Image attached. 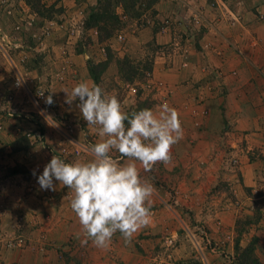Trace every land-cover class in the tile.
I'll list each match as a JSON object with an SVG mask.
<instances>
[{
    "label": "crops",
    "instance_id": "crops-1",
    "mask_svg": "<svg viewBox=\"0 0 264 264\" xmlns=\"http://www.w3.org/2000/svg\"><path fill=\"white\" fill-rule=\"evenodd\" d=\"M9 1L0 0V30L10 36L14 20L2 10ZM59 2L64 13L51 17L35 9V26L15 33L13 58L54 103L44 100L40 109L20 90L13 102L0 100V264H234L236 244L245 248L254 238L264 264V21L253 14L245 21L220 2L159 0L120 32L122 39L100 41L94 27L76 45L71 7L89 12L99 0ZM105 45L112 57L97 84L89 61H106ZM149 53L152 70L125 80L119 60L140 61ZM81 81L117 97L129 115L142 101L153 111L167 103L179 113L183 138L172 146L170 162L150 172L136 162L155 191L150 222L130 243L117 232L107 248L82 244L71 190L55 179V191L38 183L54 155L70 163L93 159L96 127L82 118L78 99L65 103L63 89ZM13 87L10 62L0 53V95ZM232 150L240 158L236 173L226 165ZM111 155L128 162L115 150ZM205 232L230 255L203 245ZM17 235L26 244L7 248L3 241Z\"/></svg>",
    "mask_w": 264,
    "mask_h": 264
},
{
    "label": "clouds",
    "instance_id": "clouds-1",
    "mask_svg": "<svg viewBox=\"0 0 264 264\" xmlns=\"http://www.w3.org/2000/svg\"><path fill=\"white\" fill-rule=\"evenodd\" d=\"M63 90L65 103L79 100L76 106L88 127H96L99 140L89 149L90 161L69 163L54 155L38 177L40 188L55 191V179L71 190L70 206L85 237L82 244L91 240L96 247L107 248L117 232L130 243L150 222L155 191L154 185L141 177L136 162L145 172L158 162H170L172 146L183 138L179 113L164 103L157 111L144 108L129 115L117 97L87 81ZM45 103H54L51 94ZM49 117L45 116L48 123ZM114 150L128 162L114 160Z\"/></svg>",
    "mask_w": 264,
    "mask_h": 264
},
{
    "label": "rangeland",
    "instance_id": "rangeland-1",
    "mask_svg": "<svg viewBox=\"0 0 264 264\" xmlns=\"http://www.w3.org/2000/svg\"><path fill=\"white\" fill-rule=\"evenodd\" d=\"M105 1H107V0H102L101 2H105ZM155 1L156 0H111L112 8L109 12L106 13V15H108L109 17L113 16V18H112L113 20L115 19L114 15H116L118 17V23L116 24L118 26V28L115 29L113 36L116 35L118 37V39H120L119 38V36L121 35L120 32L122 30H124L129 24H131L137 17H139L142 14V12H144V11L146 12L149 10L150 7H153V5H155L159 0H157L156 2ZM207 1L212 5V7H218L219 5L216 2H220L221 6H224V7L229 6V8H231L232 10L237 11L240 14H245L246 15L245 19H244L245 21L250 20L247 17V14H250V16H252V14H253V17L255 19H258L260 21H264V0H226L224 3L221 2L220 0L219 1L218 0H207ZM10 2H12V4L14 3L13 6L15 7V9L17 8L16 13L13 12L11 14H8L7 11H8L9 5H7L6 3H5V5H3L2 10H4L8 15H10L12 17V19L14 20L13 30H15V32L12 31V34H10L12 44H15L14 39L16 36L15 33L17 31H21V30L35 26V20H36L35 19V9H40L42 7L40 10H42L43 14L51 16V17L56 16L55 14L64 13V11H65L64 6L59 4L60 3L59 0H10ZM74 3H76V2H74ZM99 6H100V4H98L97 6H93L92 8H90L89 12H82L79 5L71 7V22H73V23L76 22L75 23L76 25L72 29L73 34H71V37H72L71 41L73 43H75L76 45L80 42V38H81L82 34H84L86 29L89 30V29L94 28V27H87L86 25L89 21L88 19L90 18V14L92 12H96V11L100 10L98 8ZM24 7L28 10V12L24 13V14L23 13L20 14L19 10H22V8H24ZM104 8L102 7V11H100V12L103 13L105 11ZM201 8H203V7H201ZM230 20L234 24L235 23L234 21H237V18L231 17ZM28 21H31L32 23L29 24ZM114 21H116V20H114ZM237 23L239 24V21H237ZM78 25L81 26L80 29H79ZM103 26H108L109 28H113L114 23L110 19V20L106 21ZM22 27H24V28L22 29ZM81 28H82V31L80 33H77L76 29L81 30ZM2 32H7V31H4L2 29V30H0V33H2ZM98 36H99V31H98ZM84 37H86V38H84V41H86V40L92 41L91 35H88V37H87V35H84ZM107 48L108 47L105 45L102 49V54L104 56H105V53L107 54V52H108ZM12 50L13 49H11V52H12ZM151 55H152V53H149L145 59L140 60V61L132 60L130 57H129L130 58L129 60H125V57H126L125 56L120 60V62L121 63L125 62L127 64H129V63L131 64L132 69H128V71H126V74L128 73V75H130L131 73L136 72L137 75L135 74L136 76L134 77L135 78L134 81H135L136 79H140L139 78L140 75L146 71L145 69L147 67V64L149 62H151V59H152ZM91 62L97 64V63H100L103 61L95 62L91 59ZM125 68L127 69V66H125ZM232 153H233V150L230 154H232ZM233 155H236V154L233 153ZM238 167H237V169H238ZM233 172L236 173L237 170H235ZM19 236H22L24 238V240H26V238L23 235H17L15 237L6 238L3 242L5 243L7 248H15V247H9L7 242H8V239L17 238ZM203 239L204 240H203L202 244L207 246V244L205 242V238H203ZM212 240H213L215 245H217L219 248H222L218 242H215L214 239H212ZM25 244H26V241H25ZM25 244H23V246ZM23 246H16V247H23ZM207 247H209V246H207ZM236 250L239 253V255H238V257H239L243 253L244 248H241L238 244H236ZM227 253L228 252L225 250V254H223V255H230V253L229 254H227ZM219 254H222V253H219ZM251 256L252 257L250 259H253L254 257H256L255 250ZM256 259H257V257H256ZM257 260H259V259H257Z\"/></svg>",
    "mask_w": 264,
    "mask_h": 264
},
{
    "label": "built area",
    "instance_id": "built-area-1",
    "mask_svg": "<svg viewBox=\"0 0 264 264\" xmlns=\"http://www.w3.org/2000/svg\"><path fill=\"white\" fill-rule=\"evenodd\" d=\"M221 2H225L226 0H220ZM14 4V3H13ZM12 2L9 1L8 5V14L16 13V9L13 6ZM28 10L25 8H22V10H19L20 14L27 13ZM32 18V17H31ZM29 24H31V21H28ZM120 39L123 38L122 35L119 36ZM13 48L12 40L10 36L6 32L0 33V53L4 55L10 62L11 68H12V74H13V88L11 91L7 92L4 96L0 95V100L5 102H13L15 99V92L17 90L22 91V93L26 96V99L33 104H36L40 107V103L46 99L48 96V89L43 86H35V77H31L29 74H27L25 71H22L18 63L15 61V58L12 56L11 49ZM23 61V59H21ZM19 79V83H18ZM42 109V107H40ZM235 148V147H233ZM64 159V158H63ZM66 162H69L66 158L64 159ZM227 166L230 168V170L235 171L237 170V167L240 164V158L239 155H233L230 154L227 158ZM70 163V162H69ZM205 242L207 246H209L213 251L225 254L224 249L219 248L217 245L214 244L211 236L205 232ZM170 243L173 244V240H170ZM9 247H16V246H23L25 244V240L22 236H19L17 238H11L8 239L7 242ZM199 249L202 250L201 246L198 245ZM228 258L230 256H227Z\"/></svg>",
    "mask_w": 264,
    "mask_h": 264
},
{
    "label": "trees",
    "instance_id": "trees-1",
    "mask_svg": "<svg viewBox=\"0 0 264 264\" xmlns=\"http://www.w3.org/2000/svg\"><path fill=\"white\" fill-rule=\"evenodd\" d=\"M102 0H99L98 4H100V6L98 7L100 10L96 11V12H92L90 14V18L88 19V23H87V27H96L98 28L99 31V39L100 41H105L109 38H111L113 36V33L115 32V29L118 28V26L116 25L118 23V17L116 15H114V21L112 18L113 16H108L106 15L107 12H109L112 8L111 6V0H107L105 2H101ZM157 1V0H156ZM155 1V2H156ZM152 6V5H151ZM102 7L104 8V12H100L102 11ZM102 13V14H101ZM114 23V27L113 28H109L108 26H103L105 24L106 21L110 20ZM108 52V58L106 61L100 62V63H93L91 62V60L89 61V69L91 71V74L95 80V83H99L101 75L103 74V72L105 71L110 58L112 57L110 54V48H107ZM130 58L128 56L125 57V60H129ZM129 63V62H128ZM125 66H127V69L125 68ZM119 67H120V71L122 73V75L124 76V79L130 82H134V77L137 75L136 72L131 73L130 75H128V73L126 74V71H128V69H132L131 64H127V63H121L119 60ZM146 71H151L152 70V62H149L147 64V67L145 69ZM145 71V72H146ZM145 72L142 73L140 75L139 78L143 77L145 75ZM136 74V75H135ZM147 101H142L139 103V108H137L136 110L139 111L141 109H144L147 107ZM257 242V238H254L249 245L244 248L243 253L237 257V260H235L234 264H260L259 260L256 259V257H254L253 259H250L252 256V254L254 253L255 250V245Z\"/></svg>",
    "mask_w": 264,
    "mask_h": 264
}]
</instances>
